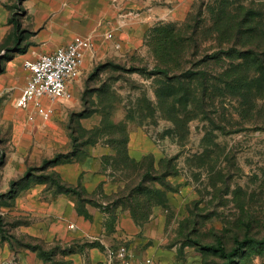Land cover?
<instances>
[{
	"label": "rangeland",
	"instance_id": "1",
	"mask_svg": "<svg viewBox=\"0 0 264 264\" xmlns=\"http://www.w3.org/2000/svg\"><path fill=\"white\" fill-rule=\"evenodd\" d=\"M152 8L130 44L97 40L71 96L42 116L71 133L62 160L93 156L112 184L92 194L78 187L116 216L107 235L33 237L0 205L7 264H78L79 254L82 264H102L92 251L119 244L162 264H264V0H153ZM141 129L163 158L128 156L129 133ZM7 134L0 127L1 159ZM56 153L29 162L15 188L38 178L50 185L53 166L41 165ZM124 210L136 211L138 234H118Z\"/></svg>",
	"mask_w": 264,
	"mask_h": 264
},
{
	"label": "crops",
	"instance_id": "2",
	"mask_svg": "<svg viewBox=\"0 0 264 264\" xmlns=\"http://www.w3.org/2000/svg\"><path fill=\"white\" fill-rule=\"evenodd\" d=\"M152 7L153 0H0V127L8 128L2 140L6 150L3 159L0 158V192L10 189L14 178L23 176L29 162L63 151L72 143L68 127L54 120L47 123L41 114L30 118L32 107L17 105L28 78L24 60L50 52L76 35H87L93 39L94 48L87 52L83 71L97 40L121 36L124 44H130L135 38L131 33L141 23L149 22L156 12ZM7 50L9 55L5 54ZM58 102L60 99L47 101L46 106ZM127 151L136 161L149 156L153 162L163 158L158 155L156 142L142 129L129 133ZM95 161V157L87 156L83 160L57 163L53 170L63 182L81 186L90 194L100 188L111 192L112 184L95 168ZM55 187L47 181L35 180L9 192L8 202L0 201V205L6 212L22 218L15 223L18 230L33 237L65 236L71 230L76 237L107 235L109 220L116 216L112 213L107 216L108 211L87 201L84 207L91 217H86L79 210L80 201L74 192L58 191ZM113 224L118 234L132 236L141 231L140 223L129 210L121 211ZM12 254V247L0 233V264H7ZM91 256L103 261L105 251H92ZM74 259L83 263L80 254Z\"/></svg>",
	"mask_w": 264,
	"mask_h": 264
},
{
	"label": "built area",
	"instance_id": "3",
	"mask_svg": "<svg viewBox=\"0 0 264 264\" xmlns=\"http://www.w3.org/2000/svg\"><path fill=\"white\" fill-rule=\"evenodd\" d=\"M94 48V41L87 35H76L67 43L54 50L42 53L35 58L25 59L24 68L28 78L17 105L30 109L34 118L36 114L47 115L49 112L43 100L54 102L71 96L74 83L82 73L87 52ZM70 227H74L71 224ZM102 264H162L154 255L139 257L127 244L108 246Z\"/></svg>",
	"mask_w": 264,
	"mask_h": 264
},
{
	"label": "trees",
	"instance_id": "4",
	"mask_svg": "<svg viewBox=\"0 0 264 264\" xmlns=\"http://www.w3.org/2000/svg\"><path fill=\"white\" fill-rule=\"evenodd\" d=\"M126 150H127V145H126ZM68 154L69 153L58 152L53 157H47V158H45L41 166H43V168H48L50 166H54L57 163L75 161V160H70V159H67V160H62L61 159L63 156H66V155L68 156ZM127 154H128V151H127ZM128 156H129V154H128ZM153 165L155 167V164L154 163H153ZM148 173L149 172H147V173H145L144 175L141 176V179L139 181V187H141L144 184V182L146 181V177L148 176ZM30 174H31L30 169H28L27 172H26V174L23 177H27ZM52 174L55 175V179H53L54 181H52L50 185H55L56 187H58V189H57L58 191L74 192L78 196L79 201H80V208H79L80 212L84 213L86 215V217L87 216L88 217H91L90 213L84 207L85 202L91 201V200H89L86 197H84L82 195V192L78 189V187H75V186H72V185H68L66 182H63L62 179L60 178L59 174L55 170H52ZM37 180H44V181H47L48 182V180H46L45 178H38ZM16 184H18V181H16V180L15 181H12V183H11V189H10L9 192L15 191ZM27 184H30V183H27ZM132 215L135 218V220L138 222L137 216H136L137 215L136 211H134L132 213ZM113 217L114 216L112 215L111 218H113ZM108 225H110V224L108 223ZM244 242L245 241L242 242L240 240H237L238 245H241V246L243 245ZM246 242L252 243V242H255V240L254 239H249ZM238 249H239L238 247H235L230 254L236 253ZM221 251H222V253L225 254V251H224L223 248H221ZM230 254H227L226 256H228Z\"/></svg>",
	"mask_w": 264,
	"mask_h": 264
}]
</instances>
